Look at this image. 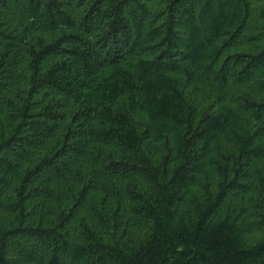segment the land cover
Masks as SVG:
<instances>
[{"label": "trees", "instance_id": "trees-1", "mask_svg": "<svg viewBox=\"0 0 264 264\" xmlns=\"http://www.w3.org/2000/svg\"><path fill=\"white\" fill-rule=\"evenodd\" d=\"M261 161L264 0H0V264H264Z\"/></svg>", "mask_w": 264, "mask_h": 264}, {"label": "rangeland", "instance_id": "rangeland-1", "mask_svg": "<svg viewBox=\"0 0 264 264\" xmlns=\"http://www.w3.org/2000/svg\"><path fill=\"white\" fill-rule=\"evenodd\" d=\"M250 84H243V85H234L231 89L228 90V94H227V98L224 100L226 105H231L235 108L238 107V102L235 100V97L239 94H242V93H247L249 90H250ZM206 89L208 91V94H210V96L207 98V103L209 105H211L212 107H219V105L221 104V101H218L215 99L216 95L219 93L218 89L214 86H212V84L210 83H205V86ZM246 115V114H245ZM246 117H248V119L246 120V122L248 123L249 126H253L254 125V121H252L250 118H249V115H246ZM54 139H49L43 146H42V149H45L47 147H51V142L53 141ZM162 147L159 145L158 149L157 150H162L161 149ZM80 160L83 161V164L81 167L83 168H86L89 173L92 171L91 168H88L90 167V165H95V166H99L100 165V162L99 161H96L94 160V157L91 155V153L87 154L84 158H80ZM260 165L262 167H264V161H261L260 162ZM211 172V178L213 179L214 176H215V173L213 170L210 171ZM74 176V173L73 174H70V177L73 178ZM109 176H107L106 174H102L100 175L99 179V182H101L102 180L105 181L108 179ZM216 177V176H215ZM253 193H255L254 191H249L245 194H239L237 196H235V204H237L238 202H244L245 205H247L251 210L252 209V204H251V197L253 195ZM8 195V194H7ZM47 201L49 204H52L50 198H47ZM7 203V196H5L4 200H2L0 202V215L2 216H5L7 217L8 219L10 217H12V213L9 211L8 209V206L6 205ZM53 210H51V213H52ZM22 264H30V263H25L23 262Z\"/></svg>", "mask_w": 264, "mask_h": 264}]
</instances>
